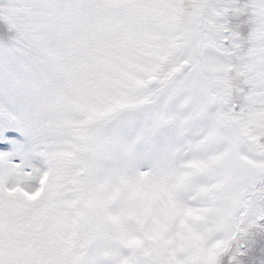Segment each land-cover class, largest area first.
Instances as JSON below:
<instances>
[{"label":"snow or ice","instance_id":"snow-or-ice-1","mask_svg":"<svg viewBox=\"0 0 264 264\" xmlns=\"http://www.w3.org/2000/svg\"><path fill=\"white\" fill-rule=\"evenodd\" d=\"M0 264H264V0H0Z\"/></svg>","mask_w":264,"mask_h":264}]
</instances>
